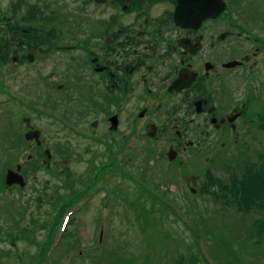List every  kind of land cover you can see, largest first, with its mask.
I'll list each match as a JSON object with an SVG mask.
<instances>
[{
    "label": "flooded vegetation",
    "instance_id": "af4514ba",
    "mask_svg": "<svg viewBox=\"0 0 264 264\" xmlns=\"http://www.w3.org/2000/svg\"><path fill=\"white\" fill-rule=\"evenodd\" d=\"M7 12L2 264H43L65 217L66 250L91 244L74 228L115 227L102 195L186 210L188 192L202 198L216 179L197 172L214 145L264 158V0H12Z\"/></svg>",
    "mask_w": 264,
    "mask_h": 264
},
{
    "label": "rangeland",
    "instance_id": "374dc122",
    "mask_svg": "<svg viewBox=\"0 0 264 264\" xmlns=\"http://www.w3.org/2000/svg\"><path fill=\"white\" fill-rule=\"evenodd\" d=\"M11 2L12 0H0V16L8 14L7 9ZM223 23L221 21L219 24ZM8 29L6 24L0 25V47L6 41ZM15 119L18 120L19 117ZM217 138L216 135L213 137L216 140ZM7 140H11V137L7 136L5 141ZM250 142L253 143V140L251 139ZM245 143H241L238 151H233L231 155L229 147L222 148L221 144L212 146L199 159L203 164L202 172L195 169L193 173L197 171L202 177L211 172L222 182L228 181L231 175L232 178H241L248 166L252 164L259 166L262 162V157H259L253 149H243ZM157 166L165 170L169 165L159 163ZM180 178L182 180L178 178L175 180L182 182L183 173H180ZM154 179L158 183L173 184L171 180L162 181L157 175H154ZM188 194L190 197L186 203V206L188 204L186 212L176 214L177 217L182 218V222L170 212L165 214L152 209L150 200L138 197L130 191L122 190L117 195L118 202L114 208L111 204L115 202L114 198L102 195L101 201L107 204L106 220H111L112 226L115 227L105 230L75 227L76 242L84 236L87 241L91 242L92 239L94 243L87 245L75 243L67 251L65 243L60 242L55 247L57 254L53 264H120L122 261L128 264L131 257H138L137 264H174L178 253H184L187 246L193 244L195 235L199 236L196 223L212 230L209 234L201 233L205 235L200 237L204 255L210 258L211 264H264V234L259 236L255 226V229L252 226L253 222L263 218L264 215L253 214L243 217L238 211L219 210L220 207L211 203L210 198L206 196L201 199L198 195L189 192ZM207 207L209 209H206ZM101 235H104L101 240L102 245L99 239ZM26 248L31 254L36 253L35 246L28 245ZM5 249L6 244H1L0 252ZM27 260L28 256L24 258V261ZM9 261H5L4 264H8ZM42 263L52 264V261L47 262L44 258ZM0 264H2L1 260ZM10 264L15 263L11 261Z\"/></svg>",
    "mask_w": 264,
    "mask_h": 264
},
{
    "label": "trees",
    "instance_id": "16d2710c",
    "mask_svg": "<svg viewBox=\"0 0 264 264\" xmlns=\"http://www.w3.org/2000/svg\"><path fill=\"white\" fill-rule=\"evenodd\" d=\"M20 5L17 3L12 8L17 9ZM2 17H0V25L2 24ZM30 25V24H28ZM33 25V23L31 24ZM6 36V41L2 43L1 47H6L10 40ZM15 39V38H14ZM261 164L259 166L251 165L244 170V174L241 178L230 176V181H216L214 177H209V190L206 191V197L210 198V202L219 206V210L225 211H238L243 217L251 216L253 214L264 215V158L261 159ZM206 189V188H205ZM201 198V197H200ZM203 199V197L201 198ZM171 201L158 195L155 201H152V209H157L164 212L165 214L170 212L177 217L172 210L169 209L171 206ZM159 205V206H157ZM161 206V207H160ZM206 209H209L208 207ZM218 209V208H217ZM234 209V210H233ZM249 211V212H248ZM182 212V211H181ZM209 213V212H206ZM188 214V212H187ZM179 221H183L181 217H177ZM209 220H207L208 222ZM197 232L199 236L195 235V240L193 244L187 246L184 253H178V257L174 264H211L210 258L205 257L202 245L200 243V237L205 234L201 233H211L212 230L207 226H202L196 223ZM252 226L259 236L264 234V217L256 220L252 223ZM258 229V230H257ZM91 239V244H93ZM77 245V244H76ZM72 245L71 247H73ZM47 247L46 254L49 251L50 245ZM148 259V257H146ZM138 257H131L128 264H137ZM124 264V262H120Z\"/></svg>",
    "mask_w": 264,
    "mask_h": 264
},
{
    "label": "water",
    "instance_id": "95a60500",
    "mask_svg": "<svg viewBox=\"0 0 264 264\" xmlns=\"http://www.w3.org/2000/svg\"><path fill=\"white\" fill-rule=\"evenodd\" d=\"M219 13H221L222 12V10H223V5L222 4H220V6H219ZM29 58H30V60H32L31 59V55L29 56ZM30 139H33V138H31V136H28ZM20 176L18 175V174H15L14 172H10L9 174H8V183L9 184H14V183H19V180L21 179V178H19ZM22 183V182H21Z\"/></svg>",
    "mask_w": 264,
    "mask_h": 264
}]
</instances>
